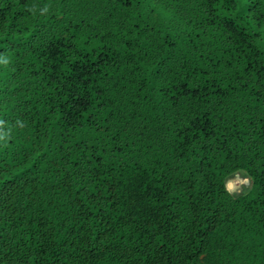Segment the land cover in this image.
Returning <instances> with one entry per match:
<instances>
[{
    "label": "trees",
    "instance_id": "obj_1",
    "mask_svg": "<svg viewBox=\"0 0 264 264\" xmlns=\"http://www.w3.org/2000/svg\"><path fill=\"white\" fill-rule=\"evenodd\" d=\"M0 264H264V0H0Z\"/></svg>",
    "mask_w": 264,
    "mask_h": 264
},
{
    "label": "water",
    "instance_id": "obj_2",
    "mask_svg": "<svg viewBox=\"0 0 264 264\" xmlns=\"http://www.w3.org/2000/svg\"><path fill=\"white\" fill-rule=\"evenodd\" d=\"M242 185H246V187H248L250 185V182H248L247 179H244L242 177L239 176H235L233 178H230L226 183H225V188L226 191L230 194L236 193L240 194L242 192V189H238L236 190V187H240Z\"/></svg>",
    "mask_w": 264,
    "mask_h": 264
},
{
    "label": "flooded vegetation",
    "instance_id": "obj_3",
    "mask_svg": "<svg viewBox=\"0 0 264 264\" xmlns=\"http://www.w3.org/2000/svg\"><path fill=\"white\" fill-rule=\"evenodd\" d=\"M245 187H246V185H242V186H240V187H236V190H238V189H240V188L243 190ZM235 193H236V191H235Z\"/></svg>",
    "mask_w": 264,
    "mask_h": 264
},
{
    "label": "rangeland",
    "instance_id": "obj_4",
    "mask_svg": "<svg viewBox=\"0 0 264 264\" xmlns=\"http://www.w3.org/2000/svg\"><path fill=\"white\" fill-rule=\"evenodd\" d=\"M238 176H239V175H238ZM239 177H242V178H244V179H247L248 182H250L249 178H247V177H243V176H239ZM249 186H250V185H249ZM249 186H248V187H249ZM248 187H247V188H248ZM241 193H242V192H241Z\"/></svg>",
    "mask_w": 264,
    "mask_h": 264
}]
</instances>
